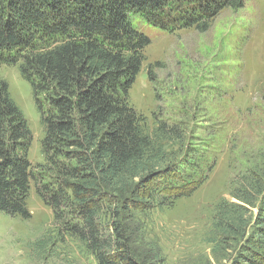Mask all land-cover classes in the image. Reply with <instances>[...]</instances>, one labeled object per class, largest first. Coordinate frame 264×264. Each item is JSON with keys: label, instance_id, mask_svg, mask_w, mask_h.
I'll return each mask as SVG.
<instances>
[{"label": "trees", "instance_id": "obj_1", "mask_svg": "<svg viewBox=\"0 0 264 264\" xmlns=\"http://www.w3.org/2000/svg\"><path fill=\"white\" fill-rule=\"evenodd\" d=\"M244 3L0 0V64L19 65L44 128V163L33 165L31 131L0 79V213L29 218L33 182L57 230L98 264H157L160 251L137 240L146 213L189 196L207 176L196 163L192 173L181 123L155 117L149 131L128 102L150 43L130 16L166 31L206 30L222 9ZM236 180V201L217 204L207 241L221 264H264V173Z\"/></svg>", "mask_w": 264, "mask_h": 264}, {"label": "rangeland", "instance_id": "obj_2", "mask_svg": "<svg viewBox=\"0 0 264 264\" xmlns=\"http://www.w3.org/2000/svg\"><path fill=\"white\" fill-rule=\"evenodd\" d=\"M130 22L150 43L128 102L146 117L149 131L155 117L181 123L192 173L197 165L198 175L207 176L189 196L146 213L140 249L152 243L160 251L157 264H221L207 241L215 208L236 201L230 192L239 176L264 173V0L222 9L206 30L166 31L140 15ZM0 79L31 131L28 159L44 163V128L31 84L18 64H0ZM27 209V219L0 213V264H98L81 242L57 230L33 182Z\"/></svg>", "mask_w": 264, "mask_h": 264}]
</instances>
